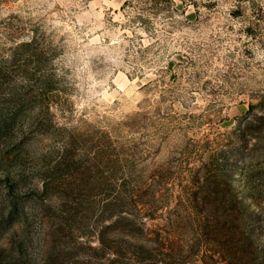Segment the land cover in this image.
I'll return each mask as SVG.
<instances>
[{
  "label": "rangeland",
  "instance_id": "obj_1",
  "mask_svg": "<svg viewBox=\"0 0 264 264\" xmlns=\"http://www.w3.org/2000/svg\"><path fill=\"white\" fill-rule=\"evenodd\" d=\"M0 264H264V0H0Z\"/></svg>",
  "mask_w": 264,
  "mask_h": 264
}]
</instances>
